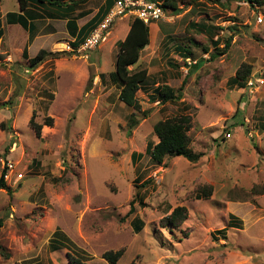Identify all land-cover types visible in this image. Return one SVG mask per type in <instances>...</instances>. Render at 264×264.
<instances>
[{
  "label": "rangeland",
  "instance_id": "374dc122",
  "mask_svg": "<svg viewBox=\"0 0 264 264\" xmlns=\"http://www.w3.org/2000/svg\"><path fill=\"white\" fill-rule=\"evenodd\" d=\"M61 1L68 7L39 39L53 54L35 69V47H9L19 39L14 25H5L9 45L0 43V175L8 160L23 175L0 188V264H109L107 251H122L116 264H264V84L250 95L234 78L242 65L264 78V3L174 0L176 10L148 24L149 43L130 67L148 75L134 111L112 75L133 17L116 19L84 58L63 44L105 0ZM17 9L0 0V20ZM227 37L228 51L211 57ZM164 85L180 98L164 102ZM177 115L190 116V148L201 157L157 164L147 152L158 141L154 124ZM30 119L42 125L38 136ZM205 187L210 195L196 199ZM177 206L186 219L166 225Z\"/></svg>",
  "mask_w": 264,
  "mask_h": 264
},
{
  "label": "trees",
  "instance_id": "16d2710c",
  "mask_svg": "<svg viewBox=\"0 0 264 264\" xmlns=\"http://www.w3.org/2000/svg\"><path fill=\"white\" fill-rule=\"evenodd\" d=\"M115 0H105V4L99 9L97 15L85 23L80 29L75 40L72 42L73 45L81 43L96 25L103 18L104 14L113 5ZM250 4V6L263 4L264 0H244ZM19 13L8 12L6 14V20L8 23H18L23 28H27L26 24L28 20L42 17L40 13L34 11L32 7H39L48 4V8L45 9V13H50L52 18H57L60 10H66L69 3L62 2L61 0H17ZM72 4V3H71ZM75 3H73V7ZM30 7V8H29ZM163 7L165 10L171 9L176 10V4L174 0H163ZM159 19L158 21H160ZM97 22V23H95ZM204 24L200 25V29H203ZM211 25H208L206 31H212ZM205 29V28H204ZM233 29L235 33L236 29ZM2 36V29L0 26V38ZM219 39L212 40L214 48H217ZM223 47L212 54L211 57L216 55L224 54L228 51L231 45V37H227L223 41ZM149 43V26L140 19L134 17L131 20L129 29L124 39L117 41L118 51L115 59V70L112 73L113 77L119 82L120 90L118 93V99L126 106L132 108L134 111L140 109V104L135 94L141 85L147 80L146 69L132 70L131 66L135 65L139 59L140 51L147 46ZM205 53L208 52V48H203ZM91 52V51H90ZM89 52V53H90ZM25 54V51H23ZM53 53L48 52L44 49H40L32 58H28L29 69H35L41 64L49 55ZM194 64H198L196 61ZM200 63L198 64V66ZM251 73V67L247 65L240 66L235 72V80L244 84ZM91 82V80H90ZM162 96V100L168 101L175 98H180L181 93L174 96L168 93L167 86H161L157 89ZM6 105V102L2 103V106ZM51 118L47 117L43 124L51 125ZM32 124V128L35 130L36 135L40 134L41 124L33 123L32 119L29 121ZM137 123V119L134 113L129 115V127H134ZM191 126V118L188 115H177L172 118L165 120H159L154 124L153 132L157 136L158 141L156 143H148L147 152L153 162L160 164L164 162L167 157H179L182 156L189 162H196L200 157L201 153H195L190 148V137L188 130ZM137 153L133 152L132 157L136 156ZM139 155V154H138ZM3 171L0 175V188H5L6 184L2 177ZM257 192L264 191V187L260 189L257 187ZM210 187L201 188L195 195L196 199L207 198L210 195ZM187 217V209L184 206L175 207L170 214L163 218V222L166 225L178 226ZM2 218L0 217V227L2 226ZM138 228L139 225H138ZM122 256V251H107L103 253L102 258L105 259L109 264H116ZM71 264H87L80 261L78 258L71 257Z\"/></svg>",
  "mask_w": 264,
  "mask_h": 264
},
{
  "label": "built area",
  "instance_id": "2783aa9c",
  "mask_svg": "<svg viewBox=\"0 0 264 264\" xmlns=\"http://www.w3.org/2000/svg\"><path fill=\"white\" fill-rule=\"evenodd\" d=\"M166 11L163 7V1L160 0H115L101 21L93 27L89 35L81 43L73 45V41H68L63 44L64 52L87 58L88 53L93 51L100 41L105 38L116 19L132 16L140 19L145 24H149L163 18ZM257 19L259 22L261 21L260 16ZM188 63L190 64L191 62L188 61ZM262 84H264V78L260 74L249 76L245 81L247 93L252 95ZM5 166L2 175L5 183L11 180L16 182L22 180L23 175L21 172L16 171L14 162L8 160Z\"/></svg>",
  "mask_w": 264,
  "mask_h": 264
},
{
  "label": "crops",
  "instance_id": "0c3cea01",
  "mask_svg": "<svg viewBox=\"0 0 264 264\" xmlns=\"http://www.w3.org/2000/svg\"><path fill=\"white\" fill-rule=\"evenodd\" d=\"M48 4H45V5H43V6H39L40 8H37L40 12V14H41V16L42 17H38V18H34V19H32V20H28L27 21V24H26V26H27V28H23L21 25V27L23 28V30L22 29H19V28H16V25L18 24V23H8L7 22V20H6V14L8 13V12H11V11H7V12H5L2 16H4V21H2V20H0V26H1V29H2V36H1V38H0V43L1 42H5L4 40H5V38L3 37V35H4V29H5V25L6 24H10V25H14L15 26V32H16V34L17 33H19L18 34V37H19V39L17 40V42H12V43H10V46L9 47H11V46H13V45H17V44H19L20 42H22L23 44H22V48H21V51H20V49L18 50L17 49V51L18 52H20V53H22L23 54V51H25L26 49H27V52L28 53H30V49L31 48H33V47H35V51H36V53L41 49V47H40V44H39V42H40V37H46V34H45V29H46V25L47 24H49V22L52 20V19H56V18H52L51 17V14L50 13H45V9L46 8H48V6H47ZM16 6L18 7V3H17V0H16ZM46 7V8H45ZM42 8V9H41ZM14 11H18V9L17 10H14ZM14 11H12V12H14ZM1 16V17H2ZM43 24V28H40V25H42ZM74 24V23H73ZM84 25V23H82V24H80V25H77V27H76V25H73V26H71V28H72V30L70 31V33H69V36L70 37H73L72 39H70L69 41H74L75 40V36L77 35V33L79 32V29L82 27ZM43 29H44V33L43 34H41L40 32H42L43 31ZM129 29V28H128ZM19 30H22L23 32H28V35H26V33H25V37H23L22 36V33H21V31H19ZM128 32V31H127ZM127 32H126V34H127ZM125 34V35H126ZM6 43V45H9V43L8 42H5ZM16 51V52H17ZM5 54H8L6 51L4 52ZM31 54V53H30ZM23 179V178H22ZM17 183H20V181L19 182H17ZM1 262V261H0ZM10 264H16V263H10Z\"/></svg>",
  "mask_w": 264,
  "mask_h": 264
}]
</instances>
